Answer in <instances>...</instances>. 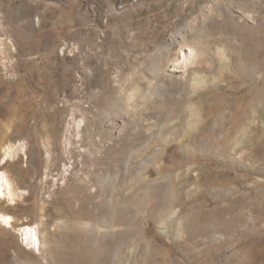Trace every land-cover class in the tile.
Segmentation results:
<instances>
[{"label": "rangeland", "instance_id": "obj_1", "mask_svg": "<svg viewBox=\"0 0 264 264\" xmlns=\"http://www.w3.org/2000/svg\"><path fill=\"white\" fill-rule=\"evenodd\" d=\"M2 170L0 264H264V0H0Z\"/></svg>", "mask_w": 264, "mask_h": 264}, {"label": "bare ground", "instance_id": "obj_2", "mask_svg": "<svg viewBox=\"0 0 264 264\" xmlns=\"http://www.w3.org/2000/svg\"><path fill=\"white\" fill-rule=\"evenodd\" d=\"M183 57L185 58L186 55L183 54ZM81 121H82L81 119H78L76 126H79ZM1 151H2V155H1L2 163L14 159L19 154H23V155L26 154L25 146L21 142L17 144L16 143L3 144L1 147ZM17 197H19V193L13 186L11 179L8 177L5 171L3 170L0 171V200H5L8 202V204H13L16 202ZM127 201L129 202V200ZM121 209L125 210L124 208ZM0 224L6 227H12L14 224V218L9 214L0 211ZM17 232H19L21 236V241H23L28 247L32 249H40V244H39L40 240L37 235L36 227L34 224L23 225L22 227L18 228ZM49 250L53 255V261L60 262L64 260L63 255H61V253L58 251L57 248L51 247Z\"/></svg>", "mask_w": 264, "mask_h": 264}, {"label": "built area", "instance_id": "obj_3", "mask_svg": "<svg viewBox=\"0 0 264 264\" xmlns=\"http://www.w3.org/2000/svg\"><path fill=\"white\" fill-rule=\"evenodd\" d=\"M64 48H65V46H62V47H61V52H63Z\"/></svg>", "mask_w": 264, "mask_h": 264}]
</instances>
